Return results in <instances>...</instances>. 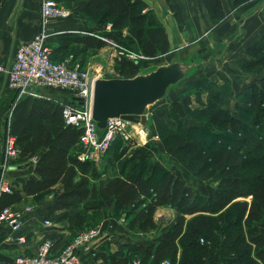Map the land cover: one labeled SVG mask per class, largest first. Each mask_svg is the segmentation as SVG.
Segmentation results:
<instances>
[{"label": "trees", "instance_id": "obj_1", "mask_svg": "<svg viewBox=\"0 0 264 264\" xmlns=\"http://www.w3.org/2000/svg\"><path fill=\"white\" fill-rule=\"evenodd\" d=\"M60 1L71 5L84 0ZM231 1L236 8L250 0ZM165 2L180 21L170 0ZM202 4L213 25L223 20L220 0H202ZM83 16L101 26H108L110 32L102 34L101 39L77 33L55 35L57 47L51 51L54 60L59 61L73 48H79L81 52L100 50L108 39L148 59L170 50L164 26L146 10L143 0H87ZM246 53L254 61L240 62L241 70L260 74L264 69V36ZM193 58L197 64V58ZM114 61L119 78H132L147 71L140 69V62L133 63L125 58ZM208 87L207 102L199 109H190L191 93H187L181 97L179 106L165 112L166 118L176 127L174 131L167 130L176 138L170 142L162 136V144L184 169L183 172L179 168L163 169L158 164L148 163L145 158H128L120 162V175L108 178L104 186L90 184L86 176L87 170L95 176L96 164L82 163L76 158L82 131L65 123L63 106L51 100L23 97L11 113L8 132L15 139L16 161L37 158L34 173L38 177L17 179L9 192H1L0 213L25 197L53 191L60 186L56 200L48 208V215L54 216L53 220L57 222L67 221L70 227L86 225V216L68 213L74 206V199L84 201L90 198L86 210L94 209L99 200L113 199L116 213L128 221L129 230L158 233L156 242L148 246L119 244L115 252L100 254L103 264H132L134 259L143 264H163L164 261L169 264H264L261 229L264 223V101L260 103L264 96V76L259 85H252L243 92L239 97L241 105L237 106L242 112L247 104L244 111L254 112L251 121L260 123L257 132L238 120L235 111L222 109L220 91L213 90V85L208 84ZM198 103H202L200 99ZM180 106L187 115L199 117L198 120L194 118L192 123L180 117L177 111ZM154 117L151 127H170L165 120ZM234 125L249 127L252 135L240 130L242 136H228L234 134ZM216 128L221 129L222 134L214 132ZM200 129L210 133L211 137H224L226 141L217 146L213 155L202 148L194 149L195 163H192L187 159L189 146L182 145ZM181 131L188 137L181 138ZM99 132L102 134L103 130ZM117 143L123 144L120 139ZM211 143L206 147L209 148ZM216 171L218 176L214 174ZM177 172L190 177L197 185H203L207 194L194 193L176 175ZM78 176L79 180H76ZM162 207L175 209L177 216L166 224L159 223L155 214Z\"/></svg>", "mask_w": 264, "mask_h": 264}, {"label": "crops", "instance_id": "obj_2", "mask_svg": "<svg viewBox=\"0 0 264 264\" xmlns=\"http://www.w3.org/2000/svg\"><path fill=\"white\" fill-rule=\"evenodd\" d=\"M86 1L87 0L71 4L74 6L76 4L78 7L76 12L77 17L68 21L72 15L71 11V15L68 19L51 22V31L55 35L77 33L80 35L94 36L98 39L102 38V34L110 32L108 26H101L83 16V8ZM143 1L146 5V10H149L154 14L153 9L149 7L150 5L146 3V0ZM177 4L178 3L171 5L176 9H181L178 16L186 27V33L183 40L187 42L193 40L192 38L195 37L196 39L201 40L197 44V49L191 48L193 51L186 54L185 57L182 56L171 62L188 61L191 57L199 59V66L197 65L195 69L200 68V75L206 80V82H208V84L213 83V86L220 89L221 99V89H223V85L225 84L224 87L228 88L233 102H231L232 105L226 104V106H224V102H221L220 106L224 110L233 112L237 108L236 106L241 105L239 97L243 92L252 85H259L261 78L264 76V69L260 74L244 72L239 65L240 62L254 61L246 51L264 36V0H250L236 8L231 0H220L224 18L216 25L212 24L211 19L202 4V0H182V3L178 4L179 6ZM157 21L164 26L169 39L168 30L166 29L164 22L161 19H157ZM39 27L40 0H0V63L3 65L10 64L18 46L23 42L30 41L38 33ZM205 33H207V36L202 39L201 37ZM55 35L48 40V46L51 51L57 47V44L55 43ZM171 44L173 48H179L178 43L173 39ZM55 58L58 59V56L55 55ZM175 88L169 90L164 99L150 107L153 108L154 106H160L165 108L163 111H156L155 114L159 119L165 120L166 122L168 120L165 116L166 109H171L170 104H180V99L182 97L177 95V98L171 100L173 98H171L170 95L176 92L177 89L175 90ZM201 89L202 97H200V100L202 103H198L195 100L194 94L191 95L189 106L191 110L199 109L201 104L207 102L209 87L207 85ZM26 96L51 100L61 106L70 105L74 102V96L64 90L38 89L31 95ZM20 99L17 98L16 92L6 89L5 77L0 74V182L3 180L4 185L8 186L9 189L17 179H26L30 176L34 178L38 177L34 173L35 164L32 160L26 162L15 160L10 167H4V136L8 131L11 113ZM168 99L170 101L169 103L162 104L165 103V100L168 101ZM150 108L148 109L149 113L147 112L148 131L151 129ZM187 121L194 123V121L188 119ZM171 122L174 123L173 121ZM148 140L155 145L156 138H148L141 145H145ZM152 149L156 148L152 147ZM138 154L139 153L134 154L131 158H136L137 160L145 158L148 163H155L150 161L151 159H148V157L152 158L150 153L140 154V158L137 157ZM111 162L113 163L114 161ZM101 163V166L100 164H96L95 167L101 169V172H105L107 175L104 184L101 185L104 186L108 178H113L120 174H118L117 169L111 171L113 166L111 167L108 162L102 160ZM167 164L169 165V163L166 162V165ZM158 165L163 169H168L165 164L159 163ZM176 175L180 176V178L185 181L187 187L192 189L194 193L207 194V191L205 189L202 190L199 185L192 182L193 180L188 178L186 180L185 176L181 173ZM86 176L90 184L96 185L95 177L90 170H87ZM76 180H79V176ZM214 186H216V184H214ZM59 191L60 186H57L53 191H46L37 196L25 197L20 203L11 206V209L18 211L26 208L30 209L29 213L24 214L22 226L19 231L11 234L14 238L17 236H24L25 243L19 244L14 239L8 240L10 230L7 226L0 224V264H13L14 258L18 255H33L44 239H51L54 242L52 254H57L68 242L70 237L77 231V228L70 227L67 221L57 222L53 220L54 216L48 215V208L56 200V195ZM73 201L74 205L77 203L76 201L83 203L91 202L90 198L84 201H80L79 199H74ZM106 204H109L110 206V215L115 214L116 207L113 199L109 201L99 200L93 208L95 209V212H101V215H105L106 213H102L104 210L102 208L105 207L104 205ZM73 207L68 210L69 215L78 213L82 216H86L87 220L89 212L94 211L93 209L84 212H71ZM166 209L170 211L174 210L177 215L175 209L169 207L159 208L156 211L155 219L161 224H166L171 221L166 220L162 217V214L159 213L161 210ZM45 220H49L50 225H45ZM105 220L106 219H103L101 225L98 227L100 230L99 237L90 242L87 248L80 252V258L88 262V264H103L104 260L100 254L115 252L119 244L148 246L155 243L157 240L158 233L156 231H151L153 235L151 234L149 238L135 239L130 237L131 234L129 232L117 229L115 225H125L121 220L119 223H116L115 221H113L114 223H105L107 226L104 224ZM262 225L264 226V223ZM262 234L264 235L263 231Z\"/></svg>", "mask_w": 264, "mask_h": 264}, {"label": "built area", "instance_id": "obj_3", "mask_svg": "<svg viewBox=\"0 0 264 264\" xmlns=\"http://www.w3.org/2000/svg\"><path fill=\"white\" fill-rule=\"evenodd\" d=\"M61 3L60 0H41L38 33L30 41L18 46L10 64L0 63V74L5 77L6 89L16 92L18 99L31 95L38 89L64 90L71 93L74 98H81L82 105L73 102L63 106L62 113L66 124L82 131L76 158L82 163L96 164L107 154L115 139H120L123 146H127L132 141L128 127L139 128L141 137L148 136V129L119 119H110L103 133L100 134L91 116L93 85L98 78L88 71L81 70L78 66L54 60L48 46V40L55 35L50 29V23L66 20L71 15L69 9L63 7ZM114 58H118L117 55ZM133 59L129 61L139 62ZM3 147L4 167L8 168L18 159L15 139L8 131L4 136ZM30 160L36 164L37 158L33 157ZM0 192H9V187L4 185L3 180L0 182ZM29 212V208L18 211L8 207L2 210L0 224L9 228L8 240L14 239L19 244L25 243L24 236L14 238L11 234L19 231L24 214ZM121 221H125L124 216ZM44 224L50 225L49 220H45ZM99 235V228L78 234L55 255H51L54 242L51 239H44L35 254L18 255L14 258L13 264H88L80 258V252ZM132 264L143 263L139 259H134ZM163 264H169V262L164 261Z\"/></svg>", "mask_w": 264, "mask_h": 264}, {"label": "rangeland", "instance_id": "obj_4", "mask_svg": "<svg viewBox=\"0 0 264 264\" xmlns=\"http://www.w3.org/2000/svg\"><path fill=\"white\" fill-rule=\"evenodd\" d=\"M146 3H148L150 5L149 7H151L153 9L155 17L157 19H161L164 22L166 29L168 30L169 41H170V50L168 51V53L159 54L153 59H148V58L140 55L135 50H130L127 48H122V47L119 48V45L116 41H114L112 39H108L105 41L106 45L104 46V48L102 50L81 52L79 50V48H73L69 52H67L65 54V56L61 57V59L58 62H67L70 65L78 66L81 70L88 71L92 76H94L96 78L111 79V78H119L117 76L115 69H114V66H115L114 60L116 59L114 57L116 55L118 58H125L127 60H129V59L134 60L133 58H135V59L139 60V62H140L139 66H140L141 70H146V69L149 70L148 68H156V67L161 66V65L170 64V63H172L171 62L172 60H175L177 58H181L182 56L185 57L186 54L192 52L193 50L191 48H193V49L198 48L197 44L201 39H196V37H195V38H192L193 40H189L187 42L183 40V37L185 36V33H186V27H185V25L181 19H180V21H178L176 19V17H174V12L171 9H169V5L165 2V0H146ZM175 3L181 4L182 0H170V5L171 4L174 5ZM61 5L65 8H68L70 13L72 11V15L68 19V21L77 17L76 12H77L78 7L76 6V4L74 6V5H69L66 3H61ZM40 6H41V0H40ZM180 10L181 9L177 8V16L179 15ZM178 18H179V16H178ZM206 36H207V33H205L201 38L204 39V38H206ZM172 39L178 43V45H179L178 49L173 48V46L171 44ZM196 63L199 66L200 60L197 59ZM193 73L194 74L190 78H188L184 82L180 83L175 88V90L177 89L176 92H178V93H176V92L172 93L170 96L173 99H171V100H174L175 98H177V95L180 97L181 96L183 97L185 94L191 93V95L194 94V98L198 102V99H200V97H202L201 96L202 95V93H201L202 89L201 88L202 87L204 88L205 86H207L208 82H206V80L200 75L201 74L200 68H196L193 71ZM212 85H214V84L209 83V86H212ZM224 85H223V89H221L222 90L221 102H224V106H226V104L232 105L231 102H233V100H231L229 90H228V88H225ZM215 88L216 87L214 86L213 90H215ZM216 90H220V89L216 88ZM263 98H264V96L261 97L260 103L264 101ZM169 102L170 101L168 99V101L165 100V103H162V104H166ZM179 105L180 104H178V103L170 104V106H171L170 108H173V107H176ZM244 106H245L244 110H247V104H244ZM231 107H233V106H231ZM163 109H165V108H162L160 106L159 107L154 106L153 108H150L151 126L153 123L152 118H155L154 116H156L155 112L156 111H163ZM244 110L241 112L237 108L234 110L235 111L234 115H236V118L238 120L242 121V123L249 124L248 126L253 131L257 132V130H259V128H260V123H258V122L253 123L251 121V118H252L254 112L253 111H246L245 112ZM177 111L179 112L180 117L187 118L190 121H194V118H195V120H198V118H199L196 116H191L190 114L187 115L183 111L181 106L178 107ZM148 113H149V111H148ZM167 122L170 125V127H167L165 125H162V127H160V128L158 126L157 127L155 126L154 128L151 127V129L148 131L147 137H144V136L141 137V133H140L139 128H137L135 126L128 127V131L132 137V141L127 146H123V144H121V143L118 144L117 139H115L113 142V145H114V143L115 144L117 143V144H116V146L111 147L109 149L110 151L103 158L104 162H108L111 165V167L113 166L111 171H114L117 169L118 174H119L120 173L119 166L121 164L120 162H122L124 159L131 158L134 154H137V153H139L137 156L138 158H140V154L142 155L145 153H150L152 158L148 157V159H151L150 161L155 162V164H157V162H158V164L161 163V164L166 165V162H167V163H169V165L168 164L166 165L168 169L176 170V168L177 169L179 168L180 172H183L184 169H182V167L179 165V163L166 152L165 146L162 144V140H161L162 136L167 137L168 140L170 139L169 140L170 142H172L176 138L175 136H172L170 134V132L167 130V128H169L170 131L176 130L175 129L176 127H174V123H172L171 120H167ZM234 127H235V129L233 128L234 134H228V136H233V137L235 136L238 138L239 136L243 135L242 132H240V130H242L244 133L249 132V135L250 134L252 135V132H250L249 127L241 128V127L235 126V125H234ZM214 132L222 134L221 129L219 130L218 128L214 129ZM179 135H181V138L188 137L187 135H185V132H183V131H181V133H179ZM148 138L149 139H152V138L155 139L156 138L155 145L152 144V142L150 140H148L145 145H141ZM187 139L188 140L185 141V143L182 146H187V145L189 146L188 147L189 150H187V153H188L187 159L192 163H195V161H194L195 159H193L194 149L202 148L205 152H207V153L210 152L212 154L213 152L216 151V149H218L217 146H221V145L225 144V141H226V139L224 137H220L219 135L217 137H214V136L211 137L210 133H207V132L205 133L201 129L199 131L192 133L191 136H189ZM211 141H212V143H211L212 145L209 148L206 147L207 144ZM136 144L139 146H137ZM154 146L156 149H152V147H154ZM121 150H122V152H121ZM203 154H205V153H203ZM100 161L102 162V160H100ZM111 161H114V162L112 163ZM101 162L96 163V164H98V165L100 164V166H101L102 165ZM95 170H96V172H95L94 177H95L96 185L101 186L102 184H104V181H105L107 175L105 174V172L102 173L101 169L95 168ZM214 174H215V176H218V171H216ZM185 178L187 180V177H185ZM188 179H191V178L188 177ZM101 180H102V183H101ZM189 182H191V181H189ZM192 182H194V181H192ZM200 188L202 190L205 189L203 187V185L202 186L200 185ZM247 201L249 202V199H247ZM76 202L77 203H75L71 212L87 211L86 205L89 204L90 202L89 203L88 202L83 203V202H79V201H76ZM104 206L105 207L102 208V209H104L102 211V213H104V214L106 213L107 216H106V214L101 215V212H95V209L92 212L90 211L88 214V220L86 222V225H84L82 227H76L75 226L77 228V231L70 237V239L64 245V247L67 246L69 244V242H71V240H73L76 237V235L81 234V233H85L86 231L91 230V229L98 228L101 225V222L103 219H106L104 221V224L108 223V222L114 223L113 221H115L116 223H119V221L121 220L123 215L119 216L118 213H115V214L111 213L112 215H110L109 204H106ZM159 213L162 214V217H164L166 220H173L177 216L176 213L174 212V210L170 211V210L166 209V210H161ZM109 215H110V217H109ZM122 223H124L125 225L124 226L115 225V226L117 227L118 230L120 229V230L129 232L131 234L130 237H132V238H135V239L149 238L150 235L152 234L151 231L144 233V232H140L138 230H129L127 220H125ZM105 225L107 226V224H105ZM261 228H262V231L264 232V226L263 225L261 226ZM40 244H39V246H40ZM39 246H38V248H39ZM38 248H37V250H38ZM52 250H53V248H52ZM51 255H55V254H52V251H51ZM25 256H30V255H25Z\"/></svg>", "mask_w": 264, "mask_h": 264}, {"label": "water", "instance_id": "obj_5", "mask_svg": "<svg viewBox=\"0 0 264 264\" xmlns=\"http://www.w3.org/2000/svg\"><path fill=\"white\" fill-rule=\"evenodd\" d=\"M197 66L194 58L175 61L141 72L132 78H98L94 81L91 116L99 130L110 119L147 127L148 109L164 99L171 88L187 79ZM74 102L82 105L81 98Z\"/></svg>", "mask_w": 264, "mask_h": 264}]
</instances>
